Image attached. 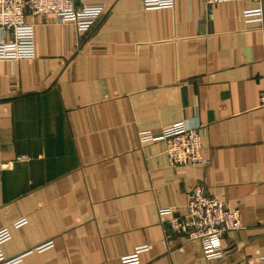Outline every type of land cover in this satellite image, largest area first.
I'll return each instance as SVG.
<instances>
[{"label": "crops", "instance_id": "obj_1", "mask_svg": "<svg viewBox=\"0 0 264 264\" xmlns=\"http://www.w3.org/2000/svg\"><path fill=\"white\" fill-rule=\"evenodd\" d=\"M76 6L103 7L93 30L27 10L34 57L0 59V163H11L0 182V264H122L145 245L138 264L263 257L264 0ZM182 121L206 127V167L173 168L163 141L141 143V132ZM198 185L241 214L220 258L180 236L163 244L159 210L183 214Z\"/></svg>", "mask_w": 264, "mask_h": 264}, {"label": "built area", "instance_id": "obj_2", "mask_svg": "<svg viewBox=\"0 0 264 264\" xmlns=\"http://www.w3.org/2000/svg\"><path fill=\"white\" fill-rule=\"evenodd\" d=\"M244 0H205L209 5L232 3ZM261 2L262 0H251ZM161 8H172L174 0H156ZM27 10L35 16L54 15L64 22L72 23L79 32H90L96 26L101 6H76V0H0V35L8 34L7 41L0 38V59L11 51L17 58H33L35 54V29L26 22ZM262 14V7L255 10ZM262 22V16L257 19ZM264 102V98L262 99ZM206 127H190L186 121L177 122L155 133H140L142 144L163 141L165 154L171 167L194 165L206 167L209 161L202 155V138ZM19 156L16 161H26ZM10 162L0 163V182L3 172L9 170ZM157 223L164 228L163 244L168 247L173 236L184 241H199L207 259L224 255L223 237L242 228L241 214L218 198L210 196L204 186H195L190 192L184 213L176 214L171 208L159 210ZM52 243L37 248L42 251ZM149 246L136 248L134 254L124 256L122 264H138V255ZM249 264H264V256Z\"/></svg>", "mask_w": 264, "mask_h": 264}]
</instances>
